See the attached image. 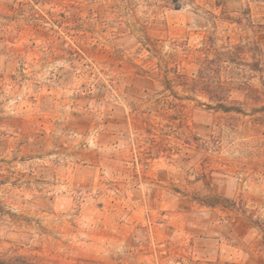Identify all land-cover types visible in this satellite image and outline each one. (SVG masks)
Segmentation results:
<instances>
[{"label":"rangeland","instance_id":"rangeland-1","mask_svg":"<svg viewBox=\"0 0 264 264\" xmlns=\"http://www.w3.org/2000/svg\"><path fill=\"white\" fill-rule=\"evenodd\" d=\"M0 264H264V0H0Z\"/></svg>","mask_w":264,"mask_h":264}]
</instances>
